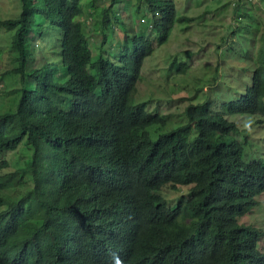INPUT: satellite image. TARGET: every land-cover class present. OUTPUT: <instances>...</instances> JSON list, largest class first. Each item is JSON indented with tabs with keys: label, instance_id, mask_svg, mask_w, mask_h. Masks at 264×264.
<instances>
[{
	"label": "trees",
	"instance_id": "16d2710c",
	"mask_svg": "<svg viewBox=\"0 0 264 264\" xmlns=\"http://www.w3.org/2000/svg\"><path fill=\"white\" fill-rule=\"evenodd\" d=\"M19 2L17 17L0 18L16 52L6 73L19 85L0 109V157L22 143L30 155L5 173L0 159V264H264V232L239 222L264 193V152L247 151L264 137L251 142L226 117L255 115L264 128V44L250 56L244 90L191 101L181 122L133 99L153 43L194 20L177 15L173 0H136L135 13L151 15L145 29L119 20L133 0ZM91 16L99 45L86 33ZM246 19V30L260 29L257 17ZM165 186L186 192L170 205Z\"/></svg>",
	"mask_w": 264,
	"mask_h": 264
},
{
	"label": "rangeland",
	"instance_id": "374dc122",
	"mask_svg": "<svg viewBox=\"0 0 264 264\" xmlns=\"http://www.w3.org/2000/svg\"><path fill=\"white\" fill-rule=\"evenodd\" d=\"M173 1L176 3L177 15L193 17L194 20L190 23H175L165 42L153 43L155 48L143 61L133 99L135 102H146L147 110L169 113L172 117L168 119H179L183 122L184 119L178 115L191 101L196 103L207 97L215 101H228L235 98L238 91L244 90L246 83L250 82L255 65L254 58L250 56L264 44V0ZM109 3L110 0H98V5L103 7ZM136 6V0H133L130 12L119 20L133 28L145 29L148 27L151 15L144 7L139 13H135ZM126 7L123 1L122 8L126 9ZM19 11V0H0L1 19L15 18ZM249 14L258 18L260 29L252 26L246 30L245 24L248 22L246 17ZM95 20L96 17L91 16L85 20L84 25L86 24L88 29L86 33L89 35L90 42L99 45L102 35L94 30ZM113 24V41L122 42L124 33L120 24L116 20H113ZM133 31L136 30L133 29ZM9 42L10 33L5 29L1 30L0 109H3L8 101H13L15 89L19 87L18 77L11 72L6 73L13 67L12 58L16 54L10 49ZM116 49V46L112 45V50ZM35 54L37 65L45 54L41 45L39 48L36 47ZM181 61L189 66L185 73L169 70V66ZM215 72L218 74L213 78ZM226 117L233 120L239 129L245 130L243 133H248V139L251 142L264 137V128L254 125L258 116L232 114ZM233 135L242 141L241 135ZM247 151L250 155L260 156L264 152V142H256L254 147H248ZM29 155L30 149L25 146V143L14 151L4 153L0 159L6 160L8 166L2 169V172L22 167ZM185 189V187H179V191L174 193L165 186L161 191L165 196L164 199L173 205L176 197L186 192ZM257 200H259L257 205L250 213L240 217L239 222L264 232V193L260 194ZM2 208L0 206V210ZM258 248L264 251V237L258 242Z\"/></svg>",
	"mask_w": 264,
	"mask_h": 264
},
{
	"label": "bare ground",
	"instance_id": "6f19581e",
	"mask_svg": "<svg viewBox=\"0 0 264 264\" xmlns=\"http://www.w3.org/2000/svg\"><path fill=\"white\" fill-rule=\"evenodd\" d=\"M39 34V33H38ZM56 52V51H55ZM175 66V65H174ZM2 75V74H1ZM9 93V92H8ZM14 94V93H13ZM15 100V99H14ZM185 111V110H184ZM96 160V159H95ZM152 211V210H151ZM138 219V218H137ZM220 219V218H219ZM182 225V224H181ZM163 231V230H162ZM144 232V231H143ZM140 233V232H139ZM151 235V234H150ZM191 235V234H190ZM176 239V238H175ZM149 241V240H148ZM177 242V241H176ZM181 244V243H180ZM167 247V246H166Z\"/></svg>",
	"mask_w": 264,
	"mask_h": 264
}]
</instances>
